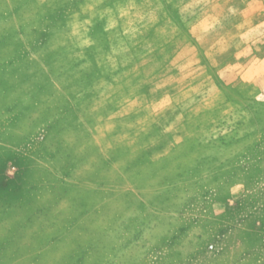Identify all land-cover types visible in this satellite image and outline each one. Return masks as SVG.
I'll use <instances>...</instances> for the list:
<instances>
[{"label": "rangeland", "instance_id": "1", "mask_svg": "<svg viewBox=\"0 0 264 264\" xmlns=\"http://www.w3.org/2000/svg\"><path fill=\"white\" fill-rule=\"evenodd\" d=\"M0 264H264V0H0Z\"/></svg>", "mask_w": 264, "mask_h": 264}]
</instances>
